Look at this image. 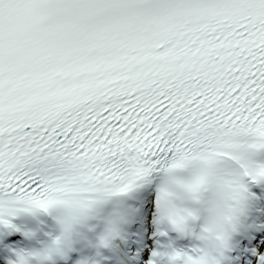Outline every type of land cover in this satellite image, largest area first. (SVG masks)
Instances as JSON below:
<instances>
[{
    "label": "snow or ice",
    "instance_id": "snow-or-ice-1",
    "mask_svg": "<svg viewBox=\"0 0 264 264\" xmlns=\"http://www.w3.org/2000/svg\"><path fill=\"white\" fill-rule=\"evenodd\" d=\"M0 264H264V0H0Z\"/></svg>",
    "mask_w": 264,
    "mask_h": 264
}]
</instances>
